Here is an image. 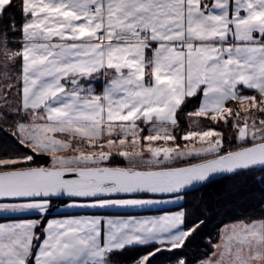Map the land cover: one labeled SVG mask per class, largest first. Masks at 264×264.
I'll use <instances>...</instances> for the list:
<instances>
[{"label": "snow or ice", "instance_id": "1", "mask_svg": "<svg viewBox=\"0 0 264 264\" xmlns=\"http://www.w3.org/2000/svg\"><path fill=\"white\" fill-rule=\"evenodd\" d=\"M13 8L22 23L0 31V130L27 151L0 154V218L16 221L0 222V264H112L144 249L132 264H154L198 225L185 228L184 211L102 210L179 203L215 174L264 171V0H0V20ZM197 96L187 115L232 130L235 150L211 128L176 143L177 112ZM189 158L202 162L178 166ZM60 204L94 211L48 219ZM220 241L199 264H264V220Z\"/></svg>", "mask_w": 264, "mask_h": 264}, {"label": "trees", "instance_id": "2", "mask_svg": "<svg viewBox=\"0 0 264 264\" xmlns=\"http://www.w3.org/2000/svg\"><path fill=\"white\" fill-rule=\"evenodd\" d=\"M13 2L19 4V0H13ZM9 18L15 19L17 27L22 23L19 10L13 8L3 20H0V31L5 30ZM16 38H19V33L16 34ZM16 47L19 45L17 44ZM148 55L151 53L149 52ZM200 100V96L188 98L177 112L179 127L174 130V134L177 135L176 142L182 144L180 134L191 131L192 127L189 128V124L197 119L203 129L211 128L224 132L225 148L235 150V139L232 143L227 140L230 134H234L232 130L225 128L222 124L212 123L206 118L187 115L199 107ZM18 150L27 151V149L18 148L13 137L0 130V154H15ZM200 161L199 158L182 160L178 166ZM179 209H183L186 214L185 228H190L193 225H198V227L185 240L183 248L157 253L153 257L154 264H177L179 259H183L185 264H199L200 261L212 255L214 245L218 244L224 226L237 222L251 223L264 220V171L256 169L250 174H234L209 181L201 188L187 192L181 205L163 210L175 211ZM55 214L53 213V215ZM43 225L44 223L41 222L40 228ZM37 231L39 232V228ZM149 250L113 252L110 255V260L116 264H132L134 257L143 255Z\"/></svg>", "mask_w": 264, "mask_h": 264}, {"label": "crops", "instance_id": "3", "mask_svg": "<svg viewBox=\"0 0 264 264\" xmlns=\"http://www.w3.org/2000/svg\"><path fill=\"white\" fill-rule=\"evenodd\" d=\"M147 55H148V53H146V56ZM146 79H147V76H146ZM94 83L96 84L95 90L97 92H101L103 90V85L105 83V79L102 77L98 81H95ZM154 146H155V144H154ZM183 202H184V198L179 203H164V204H160L158 206L150 207V208H146V209H115L114 208V209H108V210H102V211L104 213H106L107 215L116 216V217H136V218L146 219V218L158 217V216H162V215H166V214H174L175 212H178V211H184L183 209H179V210H175V211L163 210V209H167V208H171L174 206L181 205ZM58 208H59V213H56L55 215L49 217L48 219L67 218L66 216L62 215V213L75 214V215H91L92 212L94 211V210L66 208L63 204L59 205ZM159 210H163V211H159ZM0 222L12 223V222H16V221H13L10 219L0 218ZM239 223L240 222L227 224L226 226H224L222 229V232H221V236L224 234V230L226 229V227L238 225ZM184 227H185V225H184ZM220 242L221 241L219 240L218 243H220ZM113 264H116V263H113Z\"/></svg>", "mask_w": 264, "mask_h": 264}, {"label": "rangeland", "instance_id": "4", "mask_svg": "<svg viewBox=\"0 0 264 264\" xmlns=\"http://www.w3.org/2000/svg\"><path fill=\"white\" fill-rule=\"evenodd\" d=\"M197 120V119H196ZM195 121V120H194ZM200 123V122H199ZM197 124V123H193L192 124V129H191V131H200V130H204L202 127H200L201 125L200 124ZM214 130V129H213ZM143 135V134H142ZM228 137H234V134H230ZM228 137H227V140H228ZM161 142V143H160ZM232 142H234V138L229 142V143H232ZM171 141L169 142V145H171ZM177 143V142H176ZM183 143H186V142H182V144ZM157 144V145H156ZM164 144V142L163 141H157V142H155V146H161V145H163ZM189 159H191V158H189ZM187 160V159H186ZM113 264V263H112Z\"/></svg>", "mask_w": 264, "mask_h": 264}, {"label": "water", "instance_id": "5", "mask_svg": "<svg viewBox=\"0 0 264 264\" xmlns=\"http://www.w3.org/2000/svg\"><path fill=\"white\" fill-rule=\"evenodd\" d=\"M202 162V161H200ZM200 162H197V163H200ZM194 164V163H193ZM186 166V165H184ZM231 175H234V174H215L213 177H210V179L207 181H212V180H215V179H219V178H222V177H227V176H231ZM207 182H204L202 184H197L196 186H194L193 188L189 189L187 192L189 191H193V190H196V189H199L201 188L203 185H205Z\"/></svg>", "mask_w": 264, "mask_h": 264}]
</instances>
